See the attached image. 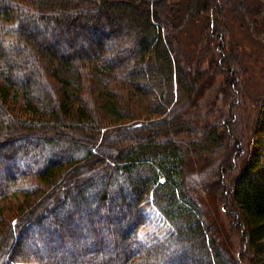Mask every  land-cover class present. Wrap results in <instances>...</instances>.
I'll return each mask as SVG.
<instances>
[{
	"label": "trees",
	"instance_id": "16d2710c",
	"mask_svg": "<svg viewBox=\"0 0 264 264\" xmlns=\"http://www.w3.org/2000/svg\"><path fill=\"white\" fill-rule=\"evenodd\" d=\"M183 3L0 0V264H264V93L244 131L239 0ZM185 19L204 34L194 70ZM220 77L227 110L191 116ZM187 154L236 250L190 195ZM150 201L159 238L141 237Z\"/></svg>",
	"mask_w": 264,
	"mask_h": 264
},
{
	"label": "rangeland",
	"instance_id": "374dc122",
	"mask_svg": "<svg viewBox=\"0 0 264 264\" xmlns=\"http://www.w3.org/2000/svg\"><path fill=\"white\" fill-rule=\"evenodd\" d=\"M183 5L185 9L188 6V0H184ZM225 19L229 26V38L231 42L240 48V57L246 69L245 74L247 79L245 97L243 98L244 100L241 108L244 114V131H246V129L250 131L260 98L264 93V0H239L236 10L226 12ZM199 25L197 21H192L190 24L189 21L185 19V21L181 23V27H179L178 30L179 33L177 34L179 35L180 48L186 62L190 65L189 67L192 70H194L197 64L207 59L206 55L201 54V43L204 34L202 27ZM217 80L216 84L209 89L205 96L199 101V104L192 108L190 113L191 116H203L208 118L212 113L219 111L225 112L227 110L221 94L224 79L220 77ZM138 111L144 120L156 119L155 113L142 103ZM110 120L112 123H119L117 118H112ZM187 147L188 145L185 148ZM186 168L188 169V176L191 175L189 179L187 176L188 183L191 184L190 186L193 188L198 186L197 189L200 190V192H198L191 188L192 192L190 195L196 197V201L200 203L203 210L209 215L213 224H218L220 226V233L223 236L222 243L225 244L226 242V244L232 245L233 248H237V241L231 238L228 232L226 233L227 219L221 205L216 199L201 191L203 187H200L199 182H194L192 180V178H196L195 175H197V172L203 171V163L190 156V158L187 159ZM149 212L150 219L143 227L141 237L154 235L159 238L170 228V223L162 215L160 210L154 206L152 201H150L149 204ZM260 254L262 255H260L259 258L264 262V251Z\"/></svg>",
	"mask_w": 264,
	"mask_h": 264
}]
</instances>
